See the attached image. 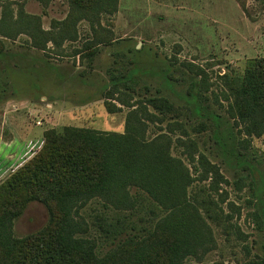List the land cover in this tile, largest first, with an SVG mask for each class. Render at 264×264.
I'll list each match as a JSON object with an SVG mask.
<instances>
[{"label":"rangeland","instance_id":"obj_1","mask_svg":"<svg viewBox=\"0 0 264 264\" xmlns=\"http://www.w3.org/2000/svg\"><path fill=\"white\" fill-rule=\"evenodd\" d=\"M262 56L264 0H93L86 7L0 0V184L34 157L51 129L130 132L144 154L179 166L173 198L174 188L165 187L175 204L164 214L187 242L181 264H264V125L249 134L222 94L226 73ZM130 72L137 84L116 91L113 75ZM202 72L206 82L198 86ZM157 96L176 111L155 108L149 99ZM228 150L235 151L225 156ZM126 189L119 208H106L98 195L72 210L84 231L74 236L95 242L99 256L162 216L147 192ZM45 199L28 198L11 237L50 223L57 203Z\"/></svg>","mask_w":264,"mask_h":264},{"label":"trees","instance_id":"obj_2","mask_svg":"<svg viewBox=\"0 0 264 264\" xmlns=\"http://www.w3.org/2000/svg\"><path fill=\"white\" fill-rule=\"evenodd\" d=\"M91 1L75 0V3L86 7ZM206 78V73H197L196 85L205 83ZM138 79L136 72L113 75L112 86L116 90L119 84L126 87L137 84ZM223 80L227 87L222 92L228 102L227 113L236 124L242 122L249 134L264 125V56L249 59L241 72L234 69ZM119 100L126 104L124 99ZM149 100L162 112L176 111L165 97ZM202 109L199 105V112ZM215 120L218 126L221 119L217 116ZM216 135L217 142L225 149L224 137ZM138 141L130 132L117 134L71 126L49 130L34 157L0 184V264H181L187 242L179 236L178 224L168 226L164 214L175 204L169 205L165 187L174 188L170 194L173 198L180 184L179 166L172 167L165 156L155 160L151 154H144V146ZM242 143L246 145L247 139ZM234 151L223 154L229 156ZM236 156L242 154L237 152ZM203 159H200L203 163L207 162ZM183 176L189 179L187 172ZM128 185L142 189L155 203L159 202L162 216L150 228H141L139 233L127 236L99 256L95 242L74 236L84 231L73 221L72 210L77 203L85 204L98 195L107 200L106 208L109 204L119 208L116 205L127 196ZM26 191L29 195L23 198ZM33 197L56 201V214L43 230L22 239L11 237L13 217ZM259 203L264 219V199Z\"/></svg>","mask_w":264,"mask_h":264}]
</instances>
